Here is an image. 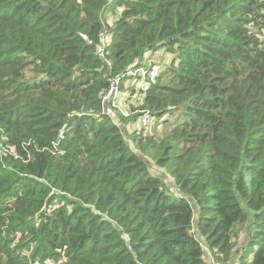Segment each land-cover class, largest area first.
Masks as SVG:
<instances>
[{
    "label": "trees",
    "instance_id": "1",
    "mask_svg": "<svg viewBox=\"0 0 264 264\" xmlns=\"http://www.w3.org/2000/svg\"><path fill=\"white\" fill-rule=\"evenodd\" d=\"M0 145V264H264V0H0Z\"/></svg>",
    "mask_w": 264,
    "mask_h": 264
},
{
    "label": "built area",
    "instance_id": "2",
    "mask_svg": "<svg viewBox=\"0 0 264 264\" xmlns=\"http://www.w3.org/2000/svg\"><path fill=\"white\" fill-rule=\"evenodd\" d=\"M102 43L103 42H101V45ZM102 52L103 51L100 46V48H98V53L102 55ZM162 64L163 62L161 61L160 65ZM157 72H158V67L155 64L151 66H147V67L140 66L134 70L128 71L125 74L127 77V79L125 80L126 81L125 87L128 90V93H130L131 95L132 90H134L135 93L141 94L143 96L148 91L151 84L154 82ZM121 79H122L121 76L109 78L108 79V82H109L108 89L102 97L103 111L109 116H111L110 110L114 111L113 109L116 107L117 98L120 95V86L124 82V81L122 82ZM132 101L133 99H130L129 103L131 104ZM130 112L131 111H130L129 104H127L124 101L123 115L125 117H128ZM137 113L140 114V116L138 117L139 128L143 129L148 125L150 114L147 111H137ZM204 250H205V254L208 256L210 264H228V263L216 260L211 254L208 253L206 249Z\"/></svg>",
    "mask_w": 264,
    "mask_h": 264
},
{
    "label": "rangeland",
    "instance_id": "3",
    "mask_svg": "<svg viewBox=\"0 0 264 264\" xmlns=\"http://www.w3.org/2000/svg\"><path fill=\"white\" fill-rule=\"evenodd\" d=\"M105 19L104 20H107V22H111V17H110V14L109 13H105ZM148 57H150V56H148ZM151 58H153L154 60H155V62L158 60L159 62H161V61H165V62H167V57H163V58H161L160 56H159V53H154V54H152V57ZM155 65H157V63H155ZM157 67H158V70H159V68H160V66H158L157 65ZM125 84V82H123L122 83V85H124ZM127 94H128V92L126 91V90H121L120 89V95L118 96V98H117V101H116V107L113 109L114 111H112V110H110V113H111V118L113 119V120H115L116 121V119H121L120 117H123L122 119L124 120L123 121V123L121 124V122H119L120 124V126L122 125V126H124V127H127L128 129H131V127H132V125H131V122L129 121V119L127 120V118L128 117H125L124 115H123V112H124V101L126 100V98H127ZM129 96V95H128ZM109 111V110H108ZM149 124H151V134L152 135H154L155 133L156 134H158V133H160V132H162V130L163 129H161V131H157V130H160V128H161V126H160V121H157V120H154V119H152V120H150V122H149ZM127 137L130 139L131 138V136H130V134H128L127 135ZM129 143V142H128ZM158 172L160 173H164V170L163 169H159L158 170ZM164 175H165V173H164ZM165 180H167V182H169V185L171 186V187H169V189L171 190V191H175V189H174V187H173V184H172V179L171 178H169L167 175H165V178H164ZM240 233H243L242 231H240L239 233H238V237L236 236L235 238H237V239H235L236 240V243L235 244H237L236 246L238 247L239 246V244H241V242L243 241V234H240ZM236 247V248H237ZM235 250V249H234ZM237 250V249H236ZM229 264H231V262H229ZM234 264H237V263H234Z\"/></svg>",
    "mask_w": 264,
    "mask_h": 264
}]
</instances>
